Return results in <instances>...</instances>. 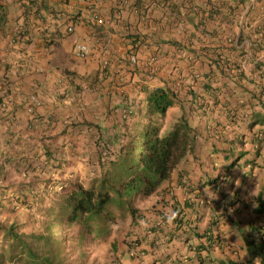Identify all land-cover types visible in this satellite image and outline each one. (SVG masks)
<instances>
[{
  "label": "trees",
  "instance_id": "obj_1",
  "mask_svg": "<svg viewBox=\"0 0 264 264\" xmlns=\"http://www.w3.org/2000/svg\"><path fill=\"white\" fill-rule=\"evenodd\" d=\"M245 4L232 0L227 11L234 16ZM209 9L211 18L217 8ZM79 21L71 20L72 31ZM254 33L249 50L244 44L232 56L224 49L234 51L242 31L230 47L222 34L217 44L202 40L188 51L189 66L202 63L203 71L190 67L145 90L144 112L125 107L111 136L94 130L96 152L86 158L93 167L81 180L8 209L14 217L0 223V264H87L92 242L108 246L101 264H180L182 256L204 264L210 251L228 250L219 222L243 242L247 262L264 264V182L251 216L241 217L258 160L264 168V19ZM231 255L218 264H234Z\"/></svg>",
  "mask_w": 264,
  "mask_h": 264
},
{
  "label": "crops",
  "instance_id": "obj_2",
  "mask_svg": "<svg viewBox=\"0 0 264 264\" xmlns=\"http://www.w3.org/2000/svg\"><path fill=\"white\" fill-rule=\"evenodd\" d=\"M209 1L217 8L210 19L202 14ZM231 3L129 0L120 6V0H0V223L12 221L14 213L8 209L17 208L24 197L47 195L58 183L84 177L93 167L86 158L96 152L94 130L111 136L123 123L125 107L131 106L135 116L143 113L145 90L169 75L174 80L187 74L190 67L203 71L202 63L189 66L193 55L188 49H198L202 40L217 44L221 34L223 45L230 47V38L242 31L245 40L223 53L237 54L244 44L249 50L246 37L258 36L254 29L264 19V0H246L234 16L227 11ZM73 18L80 21L67 33ZM145 42L149 49H142ZM79 44L87 52L77 58L74 47ZM131 53L136 63L130 62ZM243 67L250 64L243 62ZM33 95L39 106L32 104ZM261 170V178L253 176V190L264 182ZM246 215L250 217H242ZM220 224L215 228L231 248L210 251L204 264L226 259L230 249L234 262L247 264L243 242ZM186 259L182 256L180 264H187Z\"/></svg>",
  "mask_w": 264,
  "mask_h": 264
},
{
  "label": "rangeland",
  "instance_id": "obj_3",
  "mask_svg": "<svg viewBox=\"0 0 264 264\" xmlns=\"http://www.w3.org/2000/svg\"><path fill=\"white\" fill-rule=\"evenodd\" d=\"M261 161L258 160V166L254 169L253 174L256 176L257 180L262 177L261 173V167L260 165ZM254 184V183H253ZM251 185V184H250ZM253 188V187H252ZM252 188L247 187L245 192L247 193L246 199L248 201L253 200L255 198L256 190H253ZM254 204L251 202L249 203L248 207H253ZM102 244V243H101ZM98 242H92L87 244V248L90 252L88 258H87V264H92L91 259H94L92 262L93 264H101L102 261L106 260L107 254V247L106 245H101Z\"/></svg>",
  "mask_w": 264,
  "mask_h": 264
},
{
  "label": "clouds",
  "instance_id": "obj_4",
  "mask_svg": "<svg viewBox=\"0 0 264 264\" xmlns=\"http://www.w3.org/2000/svg\"><path fill=\"white\" fill-rule=\"evenodd\" d=\"M250 1H251V0H250ZM208 4H209V8L212 7V6H215L213 3H210V2H207V5H208ZM207 5H206V6H207ZM209 10H210V9H209ZM209 10H208L207 14H206V10H204V11L202 12V14H203L206 18L209 16ZM209 19H210V18H209ZM68 33H69V32H68ZM79 45H81V44H79ZM145 45H146V44H145ZM76 46H77V45H76ZM76 46H75V47H76ZM75 47H74V51L76 50ZM141 47H142V49H147V48H144L143 45H142ZM84 55H85V54H84ZM75 56H76V54H75ZM131 56H134V60H135V61H131V60H130V57H131ZM76 57H77V56H76ZM81 57H82V56H81ZM77 58H78V57H77ZM129 60H130V62H132V63H136V62H137V56H136V54H135V53H131V54H129ZM33 96H35V95H33ZM35 97H36V96H35ZM30 100H31V97H30ZM36 100H37L38 104H35V103H33V102H32V104H33L34 106H39V104H40V103H39V100H38L37 98H36ZM124 110L127 111L126 108H125V109L123 108V110H121V117H122V113L124 112ZM131 110H133V109H132L131 106H129V111H131ZM262 185H263V184H262ZM258 190H260V189H257V190H256L255 198H256V195H257V193H258ZM251 202H252V200H250V201L247 200V206L244 208V210L241 211V217H242V214H243V213H248V215L251 216V214H252V209H253V207H254V206H253L252 208H251V207H248L249 203H251ZM252 203H253V202H252ZM246 216H247V215H246ZM247 217H248V216H247ZM262 224H264V223H262ZM215 226H216V225H214V228H215ZM224 248H225V249H226V248L228 249V248H231V247H230L229 244H227V245H224ZM228 250H229V249H228ZM245 251H246V250H245ZM230 253L232 254L231 257H232V256H235V255H234V253H235L234 250L230 249ZM247 254H248V253H247ZM232 260H233V257H232ZM248 260H249V257H248ZM248 260H247V261H248ZM233 263H234V264H238L237 261H236V262L233 261ZM246 263H247V264H258V261H257V259H254V260H251L250 262H246ZM213 264H218V261L215 262V263H213Z\"/></svg>",
  "mask_w": 264,
  "mask_h": 264
},
{
  "label": "built area",
  "instance_id": "obj_5",
  "mask_svg": "<svg viewBox=\"0 0 264 264\" xmlns=\"http://www.w3.org/2000/svg\"><path fill=\"white\" fill-rule=\"evenodd\" d=\"M19 1H21V2H27V1H29V0H19ZM128 2H129V0H120V6H121V5H125V4H127ZM205 10H206V14H207V12H208V10H209V4L206 6ZM65 30H66L67 32H71V31H72V24H71L70 26L66 27ZM143 47H144V48H148L147 45H144ZM75 49H76V50H75V54H76L77 57H81V56H83V55L87 52V47H86L85 45H77V46L75 47ZM130 60H131V61H135V60H134V56H131V57H130ZM31 102H33V103H35V104H38V102H37L35 96H32V97H31Z\"/></svg>",
  "mask_w": 264,
  "mask_h": 264
}]
</instances>
